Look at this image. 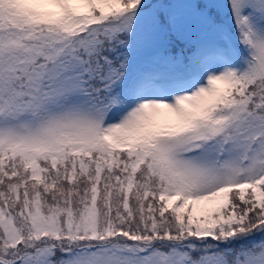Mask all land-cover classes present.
Segmentation results:
<instances>
[{
  "label": "snow or ice",
  "instance_id": "obj_1",
  "mask_svg": "<svg viewBox=\"0 0 264 264\" xmlns=\"http://www.w3.org/2000/svg\"><path fill=\"white\" fill-rule=\"evenodd\" d=\"M0 264H264V0H0Z\"/></svg>",
  "mask_w": 264,
  "mask_h": 264
}]
</instances>
